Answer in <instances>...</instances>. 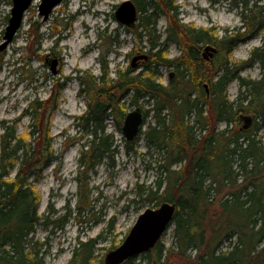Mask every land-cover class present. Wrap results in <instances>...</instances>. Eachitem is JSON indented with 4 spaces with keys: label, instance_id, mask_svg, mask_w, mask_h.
I'll list each match as a JSON object with an SVG mask.
<instances>
[{
    "label": "trees",
    "instance_id": "16d2710c",
    "mask_svg": "<svg viewBox=\"0 0 264 264\" xmlns=\"http://www.w3.org/2000/svg\"><path fill=\"white\" fill-rule=\"evenodd\" d=\"M132 1L138 11L136 35L147 44V50H139L148 54V59L137 73L116 68L110 87L104 80V64L97 82L87 74L91 102L76 119L92 129L82 145L76 177L79 185L88 187V178L82 179L86 173L105 159L112 165L118 152L114 135L106 132L105 119L115 112L124 118L125 103L140 106L146 97L153 105L156 123L143 133L147 144L154 147L158 178L154 187H138L136 194L154 207L174 203L176 210L170 225L171 244L164 247L159 241L139 258L144 264H264V75L258 80L239 76L242 67L254 63L264 70V39L248 60L236 64L231 54L242 36L226 30L218 38L215 27L180 24L171 0ZM256 2L251 7L250 0L240 4L243 26L251 35L264 31V8ZM162 12L172 16L174 27H166L161 40L156 27ZM171 42L182 51L168 58L167 44ZM206 45L217 49L210 62L201 58ZM159 66L173 69L166 85L159 81ZM234 80L239 92L236 99L229 100L227 87ZM64 85L56 84L45 103H31L27 137L18 135L14 124H0V264H44L37 243L32 242L35 227L42 221L61 229L68 220L70 212L54 220L38 215L35 190L43 169L58 159L49 122ZM43 110L45 127L40 128L36 122ZM149 112L143 110L144 122ZM241 115H252V127L230 128ZM220 123L225 127L218 130ZM121 125L118 121V130ZM124 146L135 151L133 142H124ZM79 194L84 207L78 205L76 218L87 207L91 209L88 194L80 190ZM102 238V234L85 241L78 238L68 264H103L94 254ZM137 257L124 264H137Z\"/></svg>",
    "mask_w": 264,
    "mask_h": 264
},
{
    "label": "rangeland",
    "instance_id": "374dc122",
    "mask_svg": "<svg viewBox=\"0 0 264 264\" xmlns=\"http://www.w3.org/2000/svg\"><path fill=\"white\" fill-rule=\"evenodd\" d=\"M40 1L33 0L11 43L0 50V124L2 121L14 124L17 134L27 137L32 122L29 114L31 103L35 100L45 103L54 94L55 85L65 83L49 122L52 148L58 159L43 169L35 190L39 196L38 215H48L49 220H54L70 214L61 229L51 224L45 226L41 221L31 236L32 242L37 243V249L43 254L44 264H68L78 238L85 241L102 234L94 254L103 263L105 254L122 242L138 215L146 208L154 207V203L141 201L136 194L138 187H154L158 178L155 168L158 163L154 160L157 156L143 133L148 125L156 123L153 105L146 97L139 103V107L150 112L142 133L133 142L135 151L126 150L125 139L117 128L118 121L122 124L123 116L115 112L105 119L106 132L114 135L118 152L112 165L105 159L86 173L82 178H88L86 188L79 185L76 177L82 145L89 139L88 133L92 128H85L76 118L86 112L91 102L87 74L97 82L104 64L107 68L104 80L110 87L116 79V68L121 71L130 68L136 50L140 47L147 50V44L143 37L138 38L135 28L126 30L114 17L116 7L126 0H62L45 20L39 14ZM171 1L177 7L176 20L180 24L196 28L215 27L218 38L226 30L230 35L242 36L243 41L231 54L232 62L236 64L248 60L252 50L262 45L264 31L251 35L249 28L241 26L242 0ZM256 1L257 7L264 6V0ZM11 7V0H0V45ZM262 15L264 18V13ZM171 20L172 16L166 12L159 13L156 29L161 40L165 37V28L173 26ZM181 51L180 45L171 42L167 44L166 56L173 58ZM54 59L59 61L56 74L50 69V61ZM143 66V62H137L135 73ZM158 69L159 81L166 85L174 74L173 69L165 66ZM262 75L264 70L258 63L239 70V76L244 79L258 80ZM238 92V82L231 81L227 87L229 100L236 99ZM136 107L125 103L123 113L126 115ZM36 123L40 128L45 127V110L40 112ZM224 127V123H220L217 129ZM239 127V122L230 126L233 130ZM79 190L88 194L91 209L87 207L76 218L78 205L84 207L79 202ZM160 241L164 247L171 244L170 227ZM227 246L228 242L224 244V250ZM141 255L136 259L137 264H144L139 258Z\"/></svg>",
    "mask_w": 264,
    "mask_h": 264
},
{
    "label": "water",
    "instance_id": "95a60500",
    "mask_svg": "<svg viewBox=\"0 0 264 264\" xmlns=\"http://www.w3.org/2000/svg\"><path fill=\"white\" fill-rule=\"evenodd\" d=\"M11 1L10 17L4 31L0 50H3L11 43L16 32L21 27L24 13L33 2V0ZM61 2L62 0H41L38 8L42 20L47 19L53 8ZM137 15V8L131 0L123 1L117 6L114 12V17L117 22L127 28L135 26ZM216 52L217 50L213 46L206 45L202 49L201 58L210 62ZM147 59V54L134 56L131 60L130 67L135 69L138 60L146 61ZM56 65L57 62L53 60L50 65L53 74L57 72ZM241 119L246 121V124L243 126V128H246L253 117L252 115H244L241 116ZM143 125V112L139 107L128 112L124 116L121 125V132L125 141L133 142L138 137ZM175 210V204L169 202L160 203L154 208H146L138 215L122 242L105 254L103 264H124L128 259L150 251L169 229Z\"/></svg>",
    "mask_w": 264,
    "mask_h": 264
},
{
    "label": "flooded vegetation",
    "instance_id": "af4514ba",
    "mask_svg": "<svg viewBox=\"0 0 264 264\" xmlns=\"http://www.w3.org/2000/svg\"><path fill=\"white\" fill-rule=\"evenodd\" d=\"M242 1H244V0H242ZM256 0H250V2H252V4L255 2ZM242 3V2H241ZM117 8V7H116ZM262 8H264V6L262 7ZM255 10H257V9H255ZM254 16V15H253ZM246 19H247V17H246ZM234 35V34H233ZM136 55L135 56H137V55H142V54H146V53H143V52H140L139 50H136V53H135ZM148 55V54H147ZM55 60V59H54ZM52 61L53 60H51L50 61V64L52 63ZM56 62H57V64L59 63V61L56 59L55 60ZM137 62H143V60H138ZM57 66V65H56ZM56 70H57V68H56ZM239 123H240V127H239V129L240 130H244V129H250L251 127H252V125H253V119L251 120V122L247 125V127L246 128H243V126L246 124V121H244L243 119H241V117L239 116Z\"/></svg>",
    "mask_w": 264,
    "mask_h": 264
},
{
    "label": "bare ground",
    "instance_id": "6f19581e",
    "mask_svg": "<svg viewBox=\"0 0 264 264\" xmlns=\"http://www.w3.org/2000/svg\"><path fill=\"white\" fill-rule=\"evenodd\" d=\"M137 22H138V17H137ZM137 22H136V24H135V26L134 27H132V28H128V29H133V28H135L136 27V25H137ZM241 26H243V22L241 21ZM242 28H244V26L242 27ZM212 46V45H211ZM214 47V46H213ZM215 49H216V47H214ZM217 50V49H216ZM206 87H205V89H206V92L208 93V88H207V85H205ZM139 107V106H138ZM140 109H141V111L143 112V110H142V108L141 107H139ZM241 116H244V115H241ZM240 116V117H241ZM163 203V202H162ZM174 204V203H173ZM176 206V205H175ZM157 207V206H156ZM154 208V207H153ZM159 242V241H158Z\"/></svg>",
    "mask_w": 264,
    "mask_h": 264
}]
</instances>
